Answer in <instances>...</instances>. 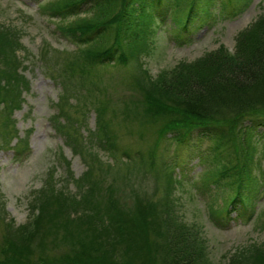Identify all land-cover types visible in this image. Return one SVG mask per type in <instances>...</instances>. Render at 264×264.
<instances>
[{
	"label": "rangeland",
	"instance_id": "obj_1",
	"mask_svg": "<svg viewBox=\"0 0 264 264\" xmlns=\"http://www.w3.org/2000/svg\"><path fill=\"white\" fill-rule=\"evenodd\" d=\"M79 1L0 0V264H82L76 247L116 224L136 234L140 264H162L167 227L202 264L249 261L264 250V125L172 128L194 68L234 52L264 0L201 1L202 18L213 12L189 25L181 5L147 0L156 21L91 40L77 27L109 17L114 0L68 6Z\"/></svg>",
	"mask_w": 264,
	"mask_h": 264
},
{
	"label": "trees",
	"instance_id": "obj_2",
	"mask_svg": "<svg viewBox=\"0 0 264 264\" xmlns=\"http://www.w3.org/2000/svg\"><path fill=\"white\" fill-rule=\"evenodd\" d=\"M80 0L77 3L68 5L69 7H75L77 4L83 2ZM155 4H159L161 0H152ZM166 0L165 3L171 6L181 5L177 8L179 12L177 14L180 21L186 24H191L197 19L201 21L205 20L207 16L212 14V10L207 7L201 10V13H205L203 18L200 14L199 3L204 1L211 6L214 5V0ZM154 3L149 6L147 0H114L110 9L111 15L107 18L104 17L105 12L102 13L96 22H86L83 26H78L77 31L80 32L83 38L91 40L94 36L100 34L103 27L112 29L113 24L118 28L128 32L127 35L132 37L133 30L130 29V21L138 19V25L141 21L154 20L156 21L157 15L155 12ZM106 4V3H105ZM163 4V3H162ZM183 5V6H182ZM119 6V9H117ZM162 7V8H161ZM160 13L164 11V5H161ZM213 7V6H212ZM68 8V7H67ZM121 9V10H120ZM207 15V16H206ZM110 17H113L112 19ZM184 17V18H183ZM110 18V20H109ZM191 21V22H190ZM194 24V23H193ZM133 27V26H131ZM132 30L131 32H129ZM137 28L135 29V32ZM245 34L240 36L238 46L232 53H227L224 49H218L215 53L204 60L203 64L196 66L192 72L187 83L183 87V98L177 104L176 110L179 115V123L177 128H172L175 131L190 132L196 129L203 131L221 130L223 122L234 123V126L242 128V132L246 131L247 125L253 126L254 124L264 125V16L257 20L253 27L244 32ZM125 34V33H124ZM126 35V34H125ZM110 55H113V51H109ZM112 57V56H111ZM164 82V81H162ZM168 83V82H167ZM162 85L160 82L157 84ZM165 85L163 84V87ZM147 97V96H146ZM151 101L156 99L152 96ZM148 100V97H147ZM177 123V122H176ZM171 130V129H170ZM171 130V131H174ZM222 132V130H221ZM243 139H246V135L241 134ZM243 158L245 156L242 153ZM224 173H228L229 170ZM242 172H239L238 176ZM237 176V177H238ZM232 183L236 180V177L232 176ZM241 180H245V187L248 181L247 177L241 175ZM245 189L244 187L241 189ZM232 199V205L238 204L242 201V196H237ZM134 225H138V228L143 229L141 221L137 216ZM169 225V224H168ZM122 227L116 224L114 235L104 234L101 238H94L92 243L95 246L91 248L89 246L76 247L73 254L74 257L80 259L82 264H140L143 262V251L139 252V248H135L133 242L137 241L136 234H132V231H122ZM172 230V228H171ZM175 231V229L173 230ZM167 233L170 234L169 249L167 253H162V264H202L195 258L196 247L191 244L189 235L178 233H171L170 228L167 227ZM80 233L76 234L79 235ZM180 237L181 243L177 242ZM77 238V239H76ZM76 240H84L82 237L77 236ZM86 241V240H85ZM172 243V244H171ZM182 244V247L177 244ZM115 245L123 247V251L127 254V258L120 259L118 253L111 254L109 245ZM121 244V245H120ZM90 248V249H89ZM251 259L245 261L242 264H252V259H257L260 262L253 264H264V250L258 253H251ZM100 258H93V257ZM107 256L109 261L102 259L101 257ZM117 258V260H116ZM195 258V260H193ZM263 260V262H262ZM262 262V263H261Z\"/></svg>",
	"mask_w": 264,
	"mask_h": 264
}]
</instances>
